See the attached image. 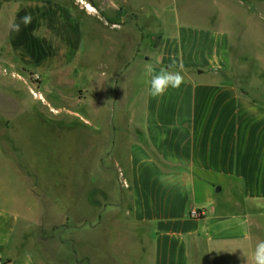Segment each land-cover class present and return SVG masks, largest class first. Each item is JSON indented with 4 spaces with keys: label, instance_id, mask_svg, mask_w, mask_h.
Masks as SVG:
<instances>
[{
    "label": "crops",
    "instance_id": "crops-1",
    "mask_svg": "<svg viewBox=\"0 0 264 264\" xmlns=\"http://www.w3.org/2000/svg\"><path fill=\"white\" fill-rule=\"evenodd\" d=\"M175 5L0 0V153L36 204L0 193V264H253L264 0ZM148 65L183 83L152 97Z\"/></svg>",
    "mask_w": 264,
    "mask_h": 264
},
{
    "label": "rangeland",
    "instance_id": "rangeland-1",
    "mask_svg": "<svg viewBox=\"0 0 264 264\" xmlns=\"http://www.w3.org/2000/svg\"><path fill=\"white\" fill-rule=\"evenodd\" d=\"M191 0H134V4L137 5V11H140L144 14L150 13V9L157 10L159 14H163L164 16H172L174 15V10L178 4L179 11H184V7L189 4ZM167 5V6H166ZM169 5V6H168ZM171 5V6H170ZM135 7V5H133ZM167 8H164V7ZM154 7V8H153ZM0 76L3 77L5 75L8 78L12 77V71L7 70L3 72L0 70ZM35 91H37L35 89ZM41 92V90H40ZM41 105V102H40ZM42 106V105H41ZM8 157L5 153H0V193L6 197L7 200H11L13 198L19 200L22 205L18 208L21 213H24L25 216H29L31 220H33L35 215H32L33 210L31 208L36 209L35 197L31 192V181H27L23 179L24 173L22 172L20 167H17L14 161L11 163L6 162L5 158ZM65 168H62L61 165L55 166L52 172L56 178L61 179L62 173ZM73 168H71L72 172ZM26 175V174H25ZM51 176V174H49ZM30 210V211H29ZM32 211V212H31ZM26 218V217H25ZM22 224L20 225L21 228ZM67 251V249H66ZM66 256V255H65ZM70 264H82L76 257V254L72 256L71 254V262Z\"/></svg>",
    "mask_w": 264,
    "mask_h": 264
},
{
    "label": "clouds",
    "instance_id": "clouds-1",
    "mask_svg": "<svg viewBox=\"0 0 264 264\" xmlns=\"http://www.w3.org/2000/svg\"><path fill=\"white\" fill-rule=\"evenodd\" d=\"M21 22L27 26L31 22V16L26 15L22 18ZM10 27L12 31L16 32L20 29L19 24H12ZM174 64L175 62H173V65H170V67L174 66ZM179 67L183 70L182 64ZM153 73V67L148 65L146 68V75L151 76L149 95L154 98L163 96L169 87L178 89L183 83V76L180 71L174 72L169 69L161 68L159 73ZM252 259L253 264H264V240L256 244Z\"/></svg>",
    "mask_w": 264,
    "mask_h": 264
},
{
    "label": "built area",
    "instance_id": "built-area-1",
    "mask_svg": "<svg viewBox=\"0 0 264 264\" xmlns=\"http://www.w3.org/2000/svg\"><path fill=\"white\" fill-rule=\"evenodd\" d=\"M34 79L36 81H38L40 79V77L38 75H34ZM190 215L193 218H200L202 216V214L197 209H192L191 212H190Z\"/></svg>",
    "mask_w": 264,
    "mask_h": 264
}]
</instances>
